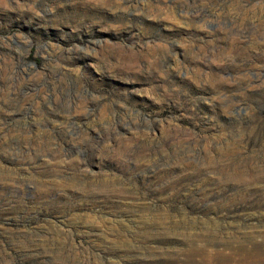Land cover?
Returning a JSON list of instances; mask_svg holds the SVG:
<instances>
[{
    "label": "rangeland",
    "instance_id": "obj_1",
    "mask_svg": "<svg viewBox=\"0 0 264 264\" xmlns=\"http://www.w3.org/2000/svg\"><path fill=\"white\" fill-rule=\"evenodd\" d=\"M229 225H264V0H0V264Z\"/></svg>",
    "mask_w": 264,
    "mask_h": 264
},
{
    "label": "bare ground",
    "instance_id": "obj_2",
    "mask_svg": "<svg viewBox=\"0 0 264 264\" xmlns=\"http://www.w3.org/2000/svg\"><path fill=\"white\" fill-rule=\"evenodd\" d=\"M254 219V218H253ZM262 225V224H261ZM211 238L188 237L170 262L183 264H264V225L219 227ZM182 258V259H181Z\"/></svg>",
    "mask_w": 264,
    "mask_h": 264
},
{
    "label": "trees",
    "instance_id": "obj_3",
    "mask_svg": "<svg viewBox=\"0 0 264 264\" xmlns=\"http://www.w3.org/2000/svg\"><path fill=\"white\" fill-rule=\"evenodd\" d=\"M36 61L39 63V62H41V60L40 59H36Z\"/></svg>",
    "mask_w": 264,
    "mask_h": 264
}]
</instances>
